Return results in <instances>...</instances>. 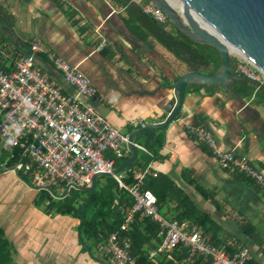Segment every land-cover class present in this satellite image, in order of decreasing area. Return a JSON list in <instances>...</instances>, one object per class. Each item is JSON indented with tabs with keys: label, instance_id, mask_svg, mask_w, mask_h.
<instances>
[{
	"label": "crops",
	"instance_id": "1",
	"mask_svg": "<svg viewBox=\"0 0 264 264\" xmlns=\"http://www.w3.org/2000/svg\"><path fill=\"white\" fill-rule=\"evenodd\" d=\"M127 20L126 10L111 0H0V45H6L10 55H25L29 40L38 37L44 48L77 66L96 88V96L83 102L128 136L140 125L166 119L164 107L173 98L174 83L193 67ZM98 26L107 41L99 52L94 32ZM165 29L175 32L171 24ZM0 62L6 72L13 71L10 58ZM35 64L63 94L74 93L44 55H38ZM200 69L209 72L212 66ZM233 90L247 96L232 97L216 90L196 93L187 87L177 118L159 131L162 148L150 162L149 173L168 177L208 216L216 231L213 239L203 234L211 244L220 246L233 239L250 251L251 264H264V190L241 174L222 170L210 149L185 130L186 125L202 127L221 150L246 157L264 175L263 88L236 83ZM148 136H137L134 143L147 148ZM144 156L138 151L137 159ZM129 157L127 148L120 161ZM24 176L27 180L20 172L0 170V230L12 246L13 264H106L95 244L85 242L87 248L81 242L80 219L46 215L36 206L40 191ZM174 206L158 205V209L174 220L170 218Z\"/></svg>",
	"mask_w": 264,
	"mask_h": 264
},
{
	"label": "built area",
	"instance_id": "2",
	"mask_svg": "<svg viewBox=\"0 0 264 264\" xmlns=\"http://www.w3.org/2000/svg\"><path fill=\"white\" fill-rule=\"evenodd\" d=\"M104 1L108 3L109 0ZM141 9L157 25L167 26V16L151 2L144 3ZM94 32L98 39L96 51L99 52L106 47L107 41L99 26ZM28 47L25 55H10L8 47L0 45V60L10 58L13 62L11 72H6L0 62V145L21 152L27 162L18 163L14 168L28 176L32 188L38 191L54 186L89 187L95 175L112 174L115 161L124 159L128 136L83 102V99L95 97L97 90L77 66L44 48L38 37L31 38ZM38 55L46 57L74 90L73 94H63L62 88L49 74L35 64ZM232 57L244 78L264 87L261 71L241 55L232 54ZM185 130L210 149L222 170L241 174L264 190V175L246 157L221 150L210 133L200 126L186 125ZM134 146L152 158L147 148L135 143ZM149 167L150 163L144 169L128 166L112 176L118 190L133 201L123 212L124 221L119 231L126 232L136 216L149 219L158 227V237L162 240L156 248L148 251V261L167 256L181 246L188 250L190 258L201 257L209 264H251L250 251L235 240L215 246L196 225L166 219L159 212L156 197L143 190ZM130 175L134 182L126 183ZM130 245L128 238L111 234L100 239L96 248L106 264H138ZM228 250L232 251L231 255Z\"/></svg>",
	"mask_w": 264,
	"mask_h": 264
},
{
	"label": "trees",
	"instance_id": "3",
	"mask_svg": "<svg viewBox=\"0 0 264 264\" xmlns=\"http://www.w3.org/2000/svg\"><path fill=\"white\" fill-rule=\"evenodd\" d=\"M111 1L126 10L129 25L135 26L139 30L143 29L176 59L193 68L212 66L209 74H212L218 67L219 55L212 47L195 43L176 29L175 32L166 31L165 27L157 25L148 15L144 14L141 6L147 2L146 0H141L140 4L134 3L132 0ZM147 148L152 154V158L145 155L142 159H137L132 167L138 166L144 169L158 154L162 148L160 132H157L155 138L149 141ZM26 162L27 160L21 157V152L17 148L0 145V166L14 168L16 164ZM120 163L122 161L116 162L115 166L118 167ZM20 175L24 180H27L22 172ZM133 182L134 177L130 175L126 183ZM196 189L207 197V194L199 187ZM143 190L150 191L156 197L159 208L167 204L175 205L171 210V219L178 222L194 223L203 230L204 234L214 238L216 231L214 223L198 210L190 198L168 177L154 172L148 173L143 181ZM42 192L44 191L39 192V197L35 202L36 206L42 208L44 214L72 216L77 219H79L76 214L77 209L85 203L88 197V193L69 190L66 197L61 200L52 199L45 193L47 198L44 201L41 199ZM132 202L129 195L118 190L117 183L113 178L104 177L102 181L97 180L89 203L82 210L83 220L80 221L79 226L81 242L85 246V242L96 245L100 239L107 238L111 234H118V236L130 240V251L133 256L137 257L138 264H209L201 257L193 256L190 258L188 250L181 246L174 248L167 256L148 261V251L156 248L162 240L158 237L157 225L149 219H139L136 216L126 232L119 231L124 221L123 212L132 205ZM187 259L190 261L186 262ZM0 264H13L12 246L1 230Z\"/></svg>",
	"mask_w": 264,
	"mask_h": 264
},
{
	"label": "water",
	"instance_id": "4",
	"mask_svg": "<svg viewBox=\"0 0 264 264\" xmlns=\"http://www.w3.org/2000/svg\"><path fill=\"white\" fill-rule=\"evenodd\" d=\"M160 8L167 16L169 23L181 34L187 36L193 42L212 47L219 55L220 63L216 70L209 74L202 72L200 68H192L178 78L173 87V98L165 105L166 119L161 123L146 125L128 135V151L130 157L115 168L112 174H99L92 178L89 187H67L62 195L55 196L51 188H45L56 199L66 197L69 190H77L88 193L85 203L77 209V216L83 220L82 210L88 205L94 192L97 178L108 177L120 173L123 169L134 164L138 151L134 146V139L144 133H149L145 141L154 139L156 132L165 130L175 121L186 95L187 87L195 88L196 93L203 90L205 94L220 91L230 96L244 98L247 94L234 91L236 83H247L249 87L263 88L259 83L244 78L237 70L236 60L232 57L225 43L240 51L244 58L264 74V0H177L182 5V13L174 9L166 0H146ZM194 14L200 21L206 24L217 36L202 28L192 18ZM264 106V102H263ZM7 169L0 167V170ZM13 170L16 175L18 171Z\"/></svg>",
	"mask_w": 264,
	"mask_h": 264
},
{
	"label": "bare ground",
	"instance_id": "5",
	"mask_svg": "<svg viewBox=\"0 0 264 264\" xmlns=\"http://www.w3.org/2000/svg\"><path fill=\"white\" fill-rule=\"evenodd\" d=\"M166 1L168 2V4L170 6H172L174 9L178 10L180 14L182 13V5L177 0H166ZM191 15H192V18L197 22V24H199L202 28H204L209 33H211V34H213V35L218 37V35L216 33H214L206 24H204L202 21H200L194 14H191ZM225 45H226V47L228 48V50H229V52L231 54H238V55H241V56H245L240 51H238L236 48H234V47H232V46H230V45H228L226 43H225Z\"/></svg>",
	"mask_w": 264,
	"mask_h": 264
},
{
	"label": "rangeland",
	"instance_id": "6",
	"mask_svg": "<svg viewBox=\"0 0 264 264\" xmlns=\"http://www.w3.org/2000/svg\"><path fill=\"white\" fill-rule=\"evenodd\" d=\"M168 25H170L169 22H168L167 26ZM103 178L104 177H98L97 180L102 181ZM51 189H52V191H53V193H54L55 196H59V195H61V194H63L65 192V189L66 188L65 187H62V186H54ZM41 191H44V192L41 193V195H42V198L41 199H44V201H46V198H47L46 195H45V193H47L49 195V197H51L52 199H56L48 191H45V190H41Z\"/></svg>",
	"mask_w": 264,
	"mask_h": 264
},
{
	"label": "flooded vegetation",
	"instance_id": "7",
	"mask_svg": "<svg viewBox=\"0 0 264 264\" xmlns=\"http://www.w3.org/2000/svg\"><path fill=\"white\" fill-rule=\"evenodd\" d=\"M208 73V72H207Z\"/></svg>",
	"mask_w": 264,
	"mask_h": 264
}]
</instances>
